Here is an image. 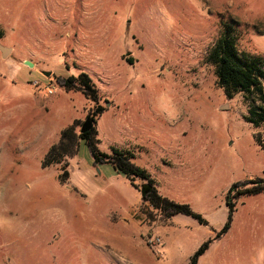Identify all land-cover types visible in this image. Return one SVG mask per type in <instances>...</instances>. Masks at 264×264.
Returning <instances> with one entry per match:
<instances>
[{"label":"rangeland","instance_id":"1","mask_svg":"<svg viewBox=\"0 0 264 264\" xmlns=\"http://www.w3.org/2000/svg\"><path fill=\"white\" fill-rule=\"evenodd\" d=\"M221 21L235 24L238 52L264 59V0H0V264H189L224 224L231 184L264 177V126L244 120L241 94L227 98L206 60ZM81 71L105 106L130 107L140 141L122 148L133 162L207 225L159 215L111 165H93L84 142L42 166L69 115L79 109V133L89 113L56 83ZM198 264H264V192L235 199L228 232Z\"/></svg>","mask_w":264,"mask_h":264},{"label":"trees","instance_id":"2","mask_svg":"<svg viewBox=\"0 0 264 264\" xmlns=\"http://www.w3.org/2000/svg\"><path fill=\"white\" fill-rule=\"evenodd\" d=\"M237 40L238 34L235 24L231 21H221L218 36L208 50L206 60L213 66L216 82L223 89L227 98H232L238 92L241 94L247 107L244 120L254 127H261L264 126V59L259 55L238 52ZM128 62L132 64L131 59H128ZM56 83L65 91H78L84 96L90 103L89 113L92 116L93 125L84 133H76L75 126L80 125L81 121L74 120L62 129L58 141L51 144L46 151L42 162L43 167L63 163L67 156L77 154L79 144L84 142L93 165H111L116 174L124 177L132 187L139 191L144 185L145 191L141 194V200L159 215L166 219L176 215H184L192 218L199 225H207L206 219L200 213L193 211L189 204L176 202L161 195L156 181L144 168L133 162L135 154L130 149L116 146L110 147L109 152L100 149L96 121L106 108L101 102L102 97L99 89L88 73L81 71L77 75L57 76ZM256 142L264 147L257 137ZM62 165V172L58 178L61 183H65L68 178V172L65 170L66 162ZM249 184L251 185L247 186ZM263 192L264 177L232 183L224 198L227 209L224 224L219 230H214L213 237L206 239L199 245L190 256L189 264H198L199 258L209 248L210 244L228 232L235 212V199L237 197L253 196ZM147 215L149 218L154 217L152 212H147Z\"/></svg>","mask_w":264,"mask_h":264},{"label":"crops","instance_id":"3","mask_svg":"<svg viewBox=\"0 0 264 264\" xmlns=\"http://www.w3.org/2000/svg\"><path fill=\"white\" fill-rule=\"evenodd\" d=\"M65 92H72L73 94L77 92L76 94L78 95L81 94L78 91H65ZM74 96L76 95L74 94ZM84 102L85 103L87 102L90 108V103L86 99ZM105 108L106 109L98 116L97 121H96V129L98 133V139L100 141L99 143L100 149H103L102 144L107 145L106 148H110L112 146H116V147L121 146L120 148H122V146L125 144L134 143V140H136V142L140 141L136 138V136H133L132 127L130 125V123L132 122L129 120V117L131 115L129 106L127 107L125 105L110 104V105L105 106ZM78 111H76V113L72 115H69L68 119L66 120L67 122L66 124H68L71 121L73 122L74 120L81 119L82 116L81 114L78 113ZM140 132L142 134V137L144 136L148 137V132L146 133L144 132V134L142 133V131ZM160 135L161 134L158 133L157 136L162 138V136ZM47 147L48 145L46 146V148ZM177 216L178 215L171 217V221ZM178 220H183L185 223H192L191 221H188L185 218H181V217H179Z\"/></svg>","mask_w":264,"mask_h":264},{"label":"built area","instance_id":"4","mask_svg":"<svg viewBox=\"0 0 264 264\" xmlns=\"http://www.w3.org/2000/svg\"><path fill=\"white\" fill-rule=\"evenodd\" d=\"M33 83H34V86H36L39 89H41V91L43 93H46V94H52L53 93V89L54 88L52 86H50V85L43 86L38 81H34ZM146 243L151 249H153L152 252L155 253V256L158 259L162 257L163 252L161 250L162 245H161V239H160L159 236H148V238L146 240Z\"/></svg>","mask_w":264,"mask_h":264},{"label":"water","instance_id":"5","mask_svg":"<svg viewBox=\"0 0 264 264\" xmlns=\"http://www.w3.org/2000/svg\"><path fill=\"white\" fill-rule=\"evenodd\" d=\"M0 51L2 56H6L10 51V48L4 47L0 45ZM28 63V62H27ZM50 72L43 71V75L49 76ZM93 125V119L90 113L87 114L86 118L83 120L79 132L84 133L85 131L89 130ZM145 191L144 185L140 188V194H143Z\"/></svg>","mask_w":264,"mask_h":264}]
</instances>
